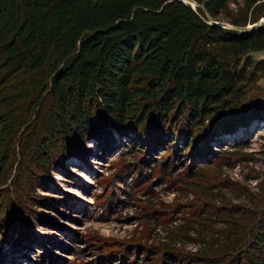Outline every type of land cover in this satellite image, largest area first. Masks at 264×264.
Here are the masks:
<instances>
[{
  "label": "trees",
  "instance_id": "1",
  "mask_svg": "<svg viewBox=\"0 0 264 264\" xmlns=\"http://www.w3.org/2000/svg\"><path fill=\"white\" fill-rule=\"evenodd\" d=\"M194 1L0 0V229L12 247L35 235L31 216L44 218L28 215L37 202L25 207L24 195L35 191L29 182L38 184L41 176L16 170L7 182L20 146L26 154L38 144L29 155L45 174L51 162L82 155L84 143L112 130L136 133L146 123L159 136L176 129L194 137L205 128L198 136L214 141L264 120V100L238 110L250 103L248 63L230 66L225 59L263 48L264 24L226 28L215 21L246 20L228 10L233 0ZM255 68L263 69L264 59ZM136 99L139 113H128ZM42 111L55 127L36 143L31 128H40ZM24 158L21 153L17 165ZM247 246L248 253L237 257L238 250L229 264H264V233ZM4 257L0 249V264ZM38 262L44 264V256Z\"/></svg>",
  "mask_w": 264,
  "mask_h": 264
},
{
  "label": "rangeland",
  "instance_id": "2",
  "mask_svg": "<svg viewBox=\"0 0 264 264\" xmlns=\"http://www.w3.org/2000/svg\"><path fill=\"white\" fill-rule=\"evenodd\" d=\"M228 10L246 20L233 25L219 19L223 27L249 30L264 24V0H233ZM225 59L230 66L248 63L245 99L250 103L238 110L264 100V68H255L264 47ZM140 102L130 103L128 113H139ZM45 115L42 111L40 128L31 125L36 143L54 126ZM111 133L84 143L82 155H70L60 165L51 162L45 174L29 155L35 145L26 154L20 146L7 182L16 170L41 176L38 184L28 181L35 191L24 195L25 207L29 200L37 202L28 215L40 212L44 218L31 216L28 226L35 235L15 247L0 229L2 264H41V255L44 264H229L264 233V120L216 141L176 129L159 136L146 123L136 133ZM21 153L25 158L17 165Z\"/></svg>",
  "mask_w": 264,
  "mask_h": 264
},
{
  "label": "water",
  "instance_id": "3",
  "mask_svg": "<svg viewBox=\"0 0 264 264\" xmlns=\"http://www.w3.org/2000/svg\"><path fill=\"white\" fill-rule=\"evenodd\" d=\"M186 1L189 2V0H186ZM193 1H194V0H193ZM194 2H195V1H194ZM189 3H190V2H189ZM196 4H197V3L195 2V5H196ZM191 6L194 7L193 5H191ZM215 23L224 26V23H222V22H217V21H215ZM253 25H255V24H253ZM236 28H237V29H240V30H242V31L248 30V26H237Z\"/></svg>",
  "mask_w": 264,
  "mask_h": 264
},
{
  "label": "bare ground",
  "instance_id": "4",
  "mask_svg": "<svg viewBox=\"0 0 264 264\" xmlns=\"http://www.w3.org/2000/svg\"><path fill=\"white\" fill-rule=\"evenodd\" d=\"M189 1H191V0H189ZM57 177H58V178H62V176H61V175H59V174H58V176H57Z\"/></svg>",
  "mask_w": 264,
  "mask_h": 264
}]
</instances>
